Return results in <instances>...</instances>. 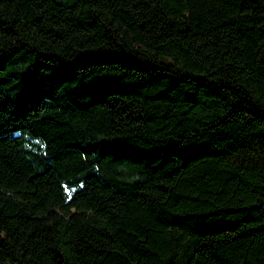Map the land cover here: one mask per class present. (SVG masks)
<instances>
[{
    "label": "trees",
    "instance_id": "obj_1",
    "mask_svg": "<svg viewBox=\"0 0 264 264\" xmlns=\"http://www.w3.org/2000/svg\"><path fill=\"white\" fill-rule=\"evenodd\" d=\"M0 264H264V0H0Z\"/></svg>",
    "mask_w": 264,
    "mask_h": 264
}]
</instances>
